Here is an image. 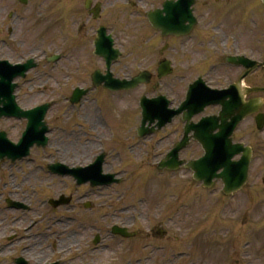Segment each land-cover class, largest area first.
<instances>
[{"label": "rangeland", "instance_id": "1", "mask_svg": "<svg viewBox=\"0 0 264 264\" xmlns=\"http://www.w3.org/2000/svg\"><path fill=\"white\" fill-rule=\"evenodd\" d=\"M205 1L208 2L207 6L202 5ZM15 2L16 0H0V8L11 10L17 7L11 4ZM147 2L155 7L161 0H147ZM82 4L83 0H55L53 7L55 11L62 9L54 22L55 25L59 24L61 28L68 26L72 27V31L75 30L74 19L86 17L84 11L79 10ZM197 12L202 18L201 25L193 33V39L185 41L181 48L174 40L164 41L159 38L143 19L126 24L127 21L122 14L119 18L108 22L116 24L111 26L115 25L119 30L120 46L131 55L115 66L117 75L128 77L129 74L143 69L154 71L162 57H171L174 62V73L160 81L161 87L158 91L153 89L155 83L153 80L148 87H141L129 94L114 95L113 98L103 91L93 92L84 99L82 115L77 118L81 124L79 126L74 121H69L72 111L67 106L66 98L70 90L60 92L59 87L55 86L52 93L48 91L41 93L37 90L34 93L27 88L20 92L19 99L24 107H33L44 102H55L60 105L54 109L49 125L54 127V132L51 134L54 139L53 147H60L63 151L62 161L68 165L77 162L88 164L92 156L100 153L103 145L107 144L109 151L110 149L113 151L111 161L116 170L120 172L121 177L126 178L122 185L109 192L102 191L101 195L92 193L85 199L79 200L84 190H78L71 180L65 182L56 180L53 185L50 177L40 171H32L30 163L32 161L17 164L12 169L16 179L2 175L3 170H1L0 176L3 179H0V190L5 191L7 196L11 187L7 189L4 183L10 182L15 184L13 193L16 197L12 196L13 198L37 199L33 213L23 214V219L17 215L15 219L19 221L17 226L26 228L32 218L41 219L43 213L50 220L61 218L67 210H73L68 212L72 216L76 214L77 209L68 207L60 209L61 212H53L50 209L46 211L43 203L55 193L45 189V186H55L59 195L68 185L69 188L67 186L65 192L73 194V197L79 200L78 206L81 208L77 210L78 220L76 223L70 221L62 226L59 225L56 236L50 237L52 234L47 232L49 223L47 219H42V224L38 225L39 230L49 234L41 239H33L41 241L40 244L38 243L37 255H31L32 259L37 261L36 264H42L45 258L51 256L52 244L60 246L63 240L66 241L65 248L71 245L82 247L96 232L101 233L106 249L96 255L87 256L90 264H264V183H262L264 132L256 131L253 118L244 122L235 135L236 141L253 146L256 152L249 185L231 198L221 194L220 182H217L211 190H206L193 181L192 173L186 169L182 168L176 173H161L157 170L158 161L182 135L183 123L180 118L159 134L137 143L136 128L141 123V110L138 104L142 96L154 97L160 93L167 94L173 101V106L177 107L185 99L188 85L193 83L198 75L203 76L208 84L211 79L215 86H227L238 80L242 69L222 66L225 63L221 58L247 53L252 58L263 61L261 59L264 58V8L260 0H200ZM103 22L105 23L106 19ZM98 23L86 26L79 39H74L72 42V45L76 44L72 52L75 51V57L82 59L85 64L84 81L87 86L90 85V73L104 67L103 62L93 55L91 38L86 39L84 36L86 34L93 36V31L89 30L91 25L94 29ZM256 25L259 28H256ZM56 31L52 34L59 38ZM43 36H45L44 30H41L40 37ZM165 42H171L172 47L161 56L159 50ZM37 50L39 48H31L26 52L23 51L22 54H14L15 60H20V55L25 56ZM76 61L71 66L73 72L77 66ZM67 66H69L68 62H63L59 65L61 68L54 71L53 75L59 78V81L67 76ZM210 69L214 71L210 73ZM154 78L157 82L155 73ZM46 83L52 86L55 81L50 78L49 82L45 79L39 84ZM246 83L250 86H264V77L262 74L252 76L246 79ZM260 96L264 97L262 94ZM217 111L218 108L211 107L204 115ZM199 118L200 116L196 119ZM62 127L67 129V132L64 133ZM110 130L117 135V141L113 144L110 142ZM13 137L16 139V136ZM53 151L48 149L50 156ZM33 153L32 157L38 164L47 163V161L43 162L42 150H35ZM202 153L201 148L193 142L182 153V158L190 160L198 158ZM0 168H2L1 164ZM36 191L39 192L38 198ZM84 201L92 202L94 208L82 209L81 203ZM2 220H5V215H0V221ZM114 223L133 228L139 231L140 235L132 240H111L106 232ZM151 228H157L155 231L166 230L165 238L159 237L158 233L152 234L154 237H148L147 233ZM7 232L11 233V231ZM48 240H51L49 244ZM42 246L45 248L41 249ZM157 247L164 249L166 247V249L155 251ZM17 252V249L12 253L7 252L6 256H15ZM178 252L190 255L183 260H176L177 256L174 254Z\"/></svg>", "mask_w": 264, "mask_h": 264}, {"label": "flooded vegetation", "instance_id": "2", "mask_svg": "<svg viewBox=\"0 0 264 264\" xmlns=\"http://www.w3.org/2000/svg\"><path fill=\"white\" fill-rule=\"evenodd\" d=\"M121 0H83V4L81 5V9H79L81 12L84 11V14L86 17H81L80 19H74V27L81 28L79 30H73L72 27H63L61 28L60 25H55V21L60 15V11L62 9H58V11H55L54 2L55 0H28L27 5H23L16 0L14 6H17L11 10L0 8V60H7L14 64H19L23 62L24 55H20V60H15L16 56L14 54L18 55L23 51L26 52V50L31 48H39L35 53L30 52L26 54L25 56H33L38 55L39 53L43 52V48H49L53 49L55 46L58 47H64L65 50L68 53H71V47H75L76 44L72 45V42L74 39H79L80 35L83 33V30L86 29V26L89 24H96L97 22H102L103 25L107 26L109 30H113V26L111 24L114 23H108L109 20L118 18V16L128 13L131 17H138L139 15H142L143 13H136L139 11V9H134L135 11L131 10H125V7L120 4ZM87 2L90 3V6L88 8ZM139 3H143L145 6H148V10L155 8L152 7V5L147 2V0H139ZM5 4V3H4ZM101 6L100 9V20L95 21L92 18V15L90 12L92 10L96 9L97 5ZM161 5V3H158ZM6 5V4H5ZM146 14V13H145ZM145 14L143 16L145 17ZM84 15V16H85ZM106 19V22L104 23L103 20ZM136 21V20H135ZM132 21V22H135ZM12 23L15 26V33L12 39H8V33L10 31L9 24ZM108 23V24H107ZM51 25H55L50 27ZM91 25V28L89 31H94L93 27ZM65 28V29H64ZM68 28V30L66 29ZM75 29V28H74ZM44 30L43 37H40V31ZM58 30V31H56ZM54 31L58 32L59 38H56L54 34H52ZM86 39L91 38L90 35H84ZM41 38V39H40ZM171 40L176 41L174 38H170ZM80 44V40L78 42ZM171 43V42H170ZM78 44V45H79ZM24 52V54H25ZM12 54V55H11ZM74 54V56H73ZM78 60L77 66H76V73L84 72V67L81 65V59L78 57H75V51L71 53V56L69 57L68 61H75ZM41 67V65H40ZM42 75H45L44 69H41ZM78 164H73L71 166H77ZM41 169H44L42 167ZM12 171V169L10 170ZM32 171H36L33 170ZM1 173V169H0ZM7 177L6 174H3ZM16 175L10 174V179L14 178ZM3 179V178H2ZM65 180H71L73 182V185L77 186L78 190H84L81 193V199H85L90 194L94 195H101V189H93L90 188L89 185H82L78 186L76 184V181H74L71 178H65ZM63 181V180H62ZM16 183V180H15ZM5 187L10 189V193L8 196L6 195L5 191H0V215H5V220L0 221V264H36L37 261L33 260L32 256H36L39 252L38 243L40 244L41 241L33 240L35 239H41V237L47 236L49 233H44L39 230L38 225L42 224V219H47V222L49 225L47 226V232H50L52 235L50 237L56 236V233L53 232V228L56 224L63 225L64 223L73 222L76 223L78 220V217L76 216L77 210H79L81 207L78 206L79 200L74 196L73 194H69L72 197V202L69 206H66L70 209H77L75 215H71L68 213L69 211L72 212L73 210H67V212H64V216L62 220H50V218L43 213L41 215V219L34 217L32 218V221H30V224L26 228H23V226L16 224L19 221H16L17 215H19L23 219V214H31L34 211V205L36 204L37 199H28V198H13L12 196L16 197L13 193L15 184L13 183H4ZM68 185L63 188L64 190H67ZM18 187V185L16 186ZM84 195V196H83ZM10 198V199H8ZM80 198V197H79ZM8 200H11L12 202H24L28 205V211L23 212L22 210H16V208L10 207L8 204ZM30 201V202H29ZM86 201L81 203L82 209L87 210ZM65 207V208H66ZM94 206L92 207V209ZM91 209V210H92ZM51 211L53 209H50ZM53 212H56V210H53ZM66 214V215H65ZM6 219L7 222H6ZM14 221V222H13ZM13 222V223H12ZM82 223V222H81ZM83 224V223H82ZM9 228V230H7ZM2 229V230H1ZM7 231H11V233H8ZM26 232V233H24ZM25 234V235H23ZM70 239V238H69ZM35 242V243H34ZM51 240H48L47 243L49 244ZM26 243V245H23ZM66 241L62 240V244L60 243V246H56L55 244H52L50 247L51 249V256L48 258H45V261L42 264H45L47 262L52 263L54 260V249L57 250L58 253H62V255L57 259L59 264H76L78 261L81 263L87 262L86 258V245L80 247L76 246V251L74 254L71 255V246L68 248H65ZM75 246V245H73ZM59 247V248H58ZM45 247H41L43 249ZM18 250L17 254L15 256H6L7 252H13V250ZM45 250V249H44ZM43 251V250H42ZM46 251V250H45ZM44 251V252H45ZM66 251V253H65ZM37 258V257H36Z\"/></svg>", "mask_w": 264, "mask_h": 264}, {"label": "water", "instance_id": "3", "mask_svg": "<svg viewBox=\"0 0 264 264\" xmlns=\"http://www.w3.org/2000/svg\"><path fill=\"white\" fill-rule=\"evenodd\" d=\"M175 8V7H172ZM179 7H176V15L179 14V10L177 9ZM186 9H182V12H184ZM176 15H169V17H175ZM160 24V25H159ZM156 27H166L162 25L161 22L154 23ZM167 28V27H166ZM107 80V79H105ZM109 83H107V86L110 88H114L112 85L115 81L111 82L112 80H108ZM139 82H137L138 84ZM120 88V87H119ZM198 91V86L195 84L192 87L191 92L189 93L188 102L192 100V97L194 94ZM239 95H232V101L227 102L226 99L222 100L220 99V95H212L216 98H218V102L214 101L213 97L210 96V92H205L206 98H205V105L208 104H221L222 105V111L218 117H212L213 120L205 119L202 121V123L194 127L192 123L190 122V117L192 113L189 114L188 117H185L184 120L187 121V128H186V134H188L195 130V138L198 139V141L203 145L204 149L207 152V155L205 158H203L199 162H192L188 165L189 168H191L194 172V178L197 181H203L205 186H212L213 179L214 178H220L223 180L225 184L224 192L226 194H230L231 192L240 189L247 180V171H248V165L250 162L251 157V149H244L242 145H233L231 140V135L236 128V126L244 120L247 116H250L251 114L257 113L261 107L260 101H251L249 103L244 102L245 93L242 92V90H239ZM208 94V95H207ZM81 95H76L74 101H77L80 98ZM213 98V99H212ZM145 107H144V121L143 126L145 127V124L147 121H150L151 123L154 122L156 118H158L155 113V104H160L159 108L161 110L166 109V105H168L167 102L164 100L156 99L152 101H148L147 99L144 100ZM186 103L184 107H187L189 103ZM217 102V103H216ZM43 109L38 110V113L41 112ZM159 111L158 107L156 109ZM33 114H26L24 116L28 117L30 120L29 123V132L26 134V136H32V132L35 131H41L42 125L40 123V120L42 119L39 116L38 118H35L32 116ZM219 122H221V125H218ZM217 128L220 129V133L214 134V130ZM44 131V130H42ZM41 133V132H40ZM144 134V133H141ZM37 135H40L37 133ZM188 137L187 139L181 143L175 151L169 156V158H172L171 160H168L167 163H163L160 167L163 168L167 166L168 168L172 170H177L183 163L178 161V153L180 150L184 149L188 145ZM38 144H41L40 137L37 140ZM33 143H30L27 140H24L22 144L19 146H13L9 143L2 144V152L0 151V158L8 157L12 159L21 158L22 156L26 155L27 151L24 150L21 151V146H26L29 148L32 146ZM218 144L221 146L219 151H217ZM210 148V151L208 149ZM241 152H244L243 159L240 162H232V159L240 154ZM217 154H221L222 156H217ZM220 169H224L223 173L218 175V171ZM120 234L124 236H128L123 230H117Z\"/></svg>", "mask_w": 264, "mask_h": 264}]
</instances>
